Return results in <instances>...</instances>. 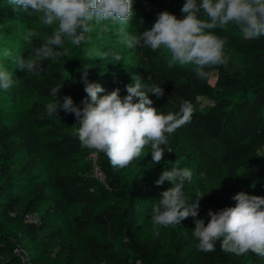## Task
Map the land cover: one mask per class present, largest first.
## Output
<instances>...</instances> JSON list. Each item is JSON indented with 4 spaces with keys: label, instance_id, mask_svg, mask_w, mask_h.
<instances>
[{
    "label": "trees",
    "instance_id": "16d2710c",
    "mask_svg": "<svg viewBox=\"0 0 264 264\" xmlns=\"http://www.w3.org/2000/svg\"><path fill=\"white\" fill-rule=\"evenodd\" d=\"M184 3L185 0H133L135 16L124 26L125 31L136 35L150 29L162 11L182 19ZM28 17L23 11H13L9 0H0V35L19 31ZM214 31L227 38L224 51L229 63L226 68H206L209 75L205 79H199L194 68L178 64L169 68V57L147 46L129 49L124 44L122 48L110 49L109 53L129 55L130 61L120 74L107 73L106 79L98 77L105 72L106 59L81 61L87 71L96 68L98 72L91 75L96 78L93 83L100 84L107 93L119 88L123 98L127 95L125 86L140 79L142 83H155L163 88L164 95L159 99L149 94L153 106L161 112L179 113L184 101L191 105L190 122L177 129L190 128L198 139L209 144L211 151L191 149L176 129L168 138L173 152L164 153L162 161L155 164L159 169L156 178L146 184L140 173L132 177L131 183L125 181L105 154L82 147L74 114L62 110L51 117L45 114V105L53 99L51 89L57 84L62 85L61 98L71 96L75 104L81 102L74 81L54 66L55 59L43 61L39 75L22 71L23 86L32 88L44 99L35 101L29 112L35 123L46 130L48 147L67 159L89 157L97 152L102 176L92 173L93 166L88 162L84 163V171H89L86 173L38 176L34 170L39 165V153L30 133L0 117V253L7 248L13 251L15 242L26 240L44 257L55 256L62 264H264V257L251 252L241 256L225 253L219 242L213 252L199 251L192 234L195 219H203L207 225L209 209L215 212L234 207L236 201L232 197L238 192L249 189L251 195H256L262 190L264 197V36L245 38L231 23ZM43 40L33 37L31 44L19 47L18 51L27 58ZM16 58L9 56L7 61L12 65L6 68L3 65V69L16 73ZM60 58L65 60L67 55ZM211 70L217 71L214 84L210 82ZM16 75L18 78L19 73ZM200 97H206L209 104L201 108ZM16 139L25 146L27 158L12 173L19 148ZM210 163L225 167L235 191L208 190ZM177 165L193 173L191 182L185 181L183 188L188 202L196 199L197 192L205 194L198 216L188 217L174 227L167 226L165 236L148 235L146 221L152 220L153 206L159 203L164 191L173 187L171 182L157 186L155 181L162 171ZM54 214L60 221L58 227L51 221ZM35 215L38 218H33ZM11 229H16V241L5 247L4 232ZM64 235L65 241L61 242Z\"/></svg>",
    "mask_w": 264,
    "mask_h": 264
},
{
    "label": "clouds",
    "instance_id": "9594fccd",
    "mask_svg": "<svg viewBox=\"0 0 264 264\" xmlns=\"http://www.w3.org/2000/svg\"><path fill=\"white\" fill-rule=\"evenodd\" d=\"M9 3L13 11L36 16L46 26L56 25L51 35L34 49V54L16 58L18 69L34 75L43 71V61L67 55L66 42L80 46L96 26L107 32L109 25L104 22L120 26L116 35L129 49L147 46L153 51L161 50L169 57V68L177 64L194 65L199 79L209 75L206 68H226L229 63L224 51L227 38L217 35L215 29L231 23L245 38L264 36V0H185L182 19L162 11L150 29L136 35H129L124 27L135 16L133 0H9ZM37 36V31L29 30L23 39L31 44ZM10 55L5 49L4 56ZM96 55L100 59L111 56L116 62L122 59L115 52ZM80 82L87 94L80 105L71 96L61 98L62 85L57 84L51 89L53 99L45 105V114L58 115V110L74 114L81 146L105 154L113 168L127 167L143 155L146 147L150 148L151 161L160 163L166 151L173 152L168 146L169 136L190 122L192 108L186 101L181 103L179 113L165 114L153 106L149 94L161 98L164 95L161 85L136 79L125 86L127 95L122 98L119 88L105 93L100 84L89 81L87 68L82 70ZM15 83L18 81L13 80L10 72L0 69V89L7 91ZM192 176L190 169L178 165L162 171L155 184L168 181L173 187L164 191L159 203L153 206L154 226L174 227L188 217L198 216L205 194L197 192L196 199L189 203L183 191L185 181L191 182ZM232 199L236 201L234 207L215 212L209 209L207 225L203 219L194 220L192 234L198 241L197 249L213 252L219 242L225 253L241 256L251 252L264 257V197L240 191Z\"/></svg>",
    "mask_w": 264,
    "mask_h": 264
},
{
    "label": "rangeland",
    "instance_id": "374dc122",
    "mask_svg": "<svg viewBox=\"0 0 264 264\" xmlns=\"http://www.w3.org/2000/svg\"><path fill=\"white\" fill-rule=\"evenodd\" d=\"M108 23L109 30L107 32L100 31V26H96L91 33L86 34L90 37L85 43L80 46L71 45L70 43L65 44V47L68 49L67 58L65 60L60 57L55 58L54 66L60 69L65 76L72 79L75 83L74 90L79 94L81 101L86 97L84 92V85L80 82L81 72L85 68L81 65V61L86 58H97V52H110V49L113 50L114 47L122 48L124 43L122 38H119L116 35V32L119 29V25L113 26L110 22ZM53 26L44 25L41 20L36 16L28 17L26 21L23 22V25L20 27L19 31L11 32L7 35H0V69H3V65L6 67H11V62H8V57L4 56V50L7 49L11 55L16 57H22V54L18 51V48L22 46L25 47L27 43L23 37L29 30H35L39 33V37L45 39L47 36L51 35ZM116 53V52H115ZM122 56V55H121ZM104 65L105 72L103 74H98L99 78L106 79V74H120L122 69L130 61L129 55L123 57L121 61H113L109 56L106 58ZM17 67V65H16ZM186 67L194 68V65H186ZM16 71L19 73L17 78L16 73H12V78L15 83L13 87L5 91L0 89V117H3L9 124L17 125L22 131H27L30 133L34 147L39 153V165L34 170L38 176L44 177L47 175L54 174L56 172H89L85 170V162L90 163L93 166L92 173L99 175V167L97 163V152H93L89 157H81L76 159H67L57 156L52 149L48 147L49 136L46 133L44 128L39 127L33 120L32 115L29 112V108L35 101H43L44 99L38 95V93L32 88H25L22 83V74L23 72L16 68ZM98 71L96 68H90L88 71V79L93 82L94 77L91 75L96 74ZM105 77V78H104ZM217 79V71H210V82L215 83ZM108 80V79H107ZM107 93V92H105ZM105 93H101L103 95ZM200 107L203 108L205 105L209 104V100L206 97H200ZM80 105V104H78ZM76 119V118H75ZM183 142L186 143L191 149L196 151H205L210 152L209 144L206 141L200 140L196 137L194 132L186 127L177 129ZM16 142L19 145L17 153L14 157L12 163V173H15L19 168L20 164L27 158V150L25 146L21 143L20 140L16 139ZM213 153L215 155L216 153ZM150 148L146 147L143 150V155L137 160L135 164L123 169H118L121 171V175L125 181L131 183L132 177L136 173H140V177L144 180V183H148L157 176L158 167L151 161ZM208 174L209 179L207 182V188L209 191L214 193L215 191H220L222 189H229L230 193L235 191L236 188L232 186L225 167L219 164L208 165ZM243 189V188H240ZM244 192L251 195V190H244ZM256 196H262V190L257 191ZM45 207V206H44ZM79 207L76 206L75 210ZM33 218H38V215H35ZM51 221L55 227L60 225L58 217L54 214L51 216ZM146 230L148 235L159 234L160 236L166 235V227L164 226H154L151 221H146ZM15 231L16 229H11L4 232L6 239L3 240L5 247H9L15 242ZM61 242L65 241V235L60 238ZM17 243L21 246L17 247ZM0 264H62L60 259L55 256L44 257L40 252L35 250V247L27 242L22 240L20 242H15L13 251L10 248H7L3 253H0Z\"/></svg>",
    "mask_w": 264,
    "mask_h": 264
},
{
    "label": "built area",
    "instance_id": "2783aa9c",
    "mask_svg": "<svg viewBox=\"0 0 264 264\" xmlns=\"http://www.w3.org/2000/svg\"><path fill=\"white\" fill-rule=\"evenodd\" d=\"M97 174H99L100 176H102V173H101V171H99V173H97Z\"/></svg>",
    "mask_w": 264,
    "mask_h": 264
}]
</instances>
